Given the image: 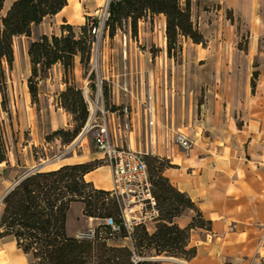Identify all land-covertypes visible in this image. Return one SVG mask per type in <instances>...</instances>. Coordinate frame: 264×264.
Returning <instances> with one entry per match:
<instances>
[{
	"label": "trees",
	"instance_id": "1",
	"mask_svg": "<svg viewBox=\"0 0 264 264\" xmlns=\"http://www.w3.org/2000/svg\"><path fill=\"white\" fill-rule=\"evenodd\" d=\"M67 4L68 0H15L3 14L6 0H0V114H8L7 69L13 68L15 38L30 37L34 26L42 24L46 17L58 14ZM144 11H149L152 16L165 17L167 57L173 58L175 53L179 54L181 38L190 39L195 44L203 42L192 21L189 0L184 5L180 0H112L105 30L112 38L122 30L124 21H130L131 34L135 37ZM78 30L71 25H63L61 35H42L30 43L28 50L32 74L29 93L33 102L38 96L40 74L48 73L55 65L62 66L66 89L60 92L57 102L77 123L73 133L63 130L55 132L67 145L78 137L89 117L82 92L71 78L77 59L86 66L90 65L92 36L87 24ZM157 52L152 49L153 54ZM90 80H95V73H90ZM104 94L108 102L109 90L106 87ZM149 158L161 162L158 170L153 169L152 175L149 174L160 217L154 233H149L144 226L134 228L132 248L108 247L106 242L99 240L79 241L67 233L68 213L76 203L83 205L82 213L88 218H112L121 225L120 208L111 197V192L96 189L85 179L87 174L100 167L92 163L66 165L50 172L35 171L20 180L2 200L0 239L11 238L15 241L18 249L29 256V264H93L95 258H100L97 264H134L133 256H144V249L152 251L155 256H173L178 252L185 260L192 259L196 249H187L190 231L195 228L209 229V226L199 212L185 229L174 223L186 210L196 208L189 197L174 188L164 176L165 170L172 165L153 156H146V162ZM2 163H8V154L0 118ZM159 203L166 206L162 214ZM125 236L123 231L122 237ZM149 263L158 264L156 261Z\"/></svg>",
	"mask_w": 264,
	"mask_h": 264
},
{
	"label": "crops",
	"instance_id": "2",
	"mask_svg": "<svg viewBox=\"0 0 264 264\" xmlns=\"http://www.w3.org/2000/svg\"><path fill=\"white\" fill-rule=\"evenodd\" d=\"M14 1L10 0V5ZM98 6L97 0H68L67 6L61 12L44 20L53 18L57 23L61 21V28L63 25L83 26L86 24L85 16H89ZM83 9H87L88 12L83 13ZM157 19L163 26L165 25L166 19L163 15H159ZM61 28L60 34L52 35H61ZM256 34L259 36V33ZM252 39H255L253 35L250 36V40ZM190 43L193 45L190 39H180L181 56L185 55V45ZM161 46L163 50L160 58L166 62L168 70L173 60L166 55V43L163 42ZM137 54L139 56L134 59L130 54L134 71L131 82L144 81L146 73L152 72L156 121L150 133L141 114L142 110L137 108L140 113L134 118L132 144L143 153L168 161L172 167L165 170L164 176L194 204L196 210H186L182 216L174 220V223L185 229L199 212L209 226V229L195 228L190 231L187 249H196V255L192 259H160L158 262L264 264V48H258L256 51L251 47L246 53L247 80L241 95L236 92L234 86L227 84L224 91L225 101L222 99L219 102L205 96L204 102L197 106L200 112L194 119L191 114L187 117L184 111L186 104L190 102L192 105L193 99L198 95L196 85L193 92L188 90L191 81L186 79V70L183 69L185 71L183 77L179 78L177 112H174L172 104L169 106L168 101L162 98L163 91H166L162 90L163 87L171 84L166 76L168 71L159 69V65L155 64L152 69L150 63L155 60L151 62L150 56H144L143 52ZM78 60L73 72L75 76L77 65L81 69ZM55 68L61 76L62 66L58 64L54 66ZM252 76L257 78L253 79L255 86H252ZM196 83L197 79L194 81V84ZM146 88L148 87L143 85L142 93ZM63 91L65 90L61 89L60 92ZM176 134H182L192 141L193 147L188 155L175 144ZM91 160L94 158L90 159L88 155H83L76 160L66 161L53 170L66 165L84 164ZM33 170L35 169L29 172ZM85 179L96 189L106 191L112 189L111 171L108 166L97 168L87 174ZM10 188L6 189V192ZM82 217L86 218L83 213ZM88 222L89 225H93V218H88ZM147 230L154 233L156 223L150 224ZM0 243V251L4 253L0 264H29V256L19 250L11 238L0 239ZM113 245L132 248V241L122 239Z\"/></svg>",
	"mask_w": 264,
	"mask_h": 264
},
{
	"label": "rangeland",
	"instance_id": "3",
	"mask_svg": "<svg viewBox=\"0 0 264 264\" xmlns=\"http://www.w3.org/2000/svg\"><path fill=\"white\" fill-rule=\"evenodd\" d=\"M97 1L99 2L98 8L92 11L89 16H85L86 22L90 17L97 20L102 19L105 0ZM180 1L183 5L186 3V0ZM189 1L192 21L195 29L202 35L203 42L195 44L192 41L193 45L191 43L186 44L184 56H181V46L178 55L175 53L173 58L168 57L173 60L170 62L171 68L166 70V62H163V66H159V69L168 71L166 76H168L171 84H168L167 89L163 87L162 90L166 91H163L162 98L168 101L169 106L172 104L171 106L175 108L174 112H177L178 93L180 90L178 86L179 78L183 77V72L186 70V79L191 81L188 90L193 92L194 85H196L198 95L193 99L192 105H190V102L186 104L184 111L187 117L191 114L194 119L196 114L200 112L197 106L204 102L205 96L219 102L222 99L225 101L226 94L224 91L227 84L228 86H234L236 92L241 95L247 80L246 53L251 47H254L256 51L258 48H264V0ZM9 6L10 0H7L3 14L6 13ZM85 12H88L87 9H83V13ZM79 18L82 17L79 16ZM60 23L61 21L57 23L53 18H47L42 24L32 28L30 37L21 36L16 37L14 40L15 60L12 70L7 69L8 114L6 112H1L0 114L8 154V163L0 164V215L2 212V196L5 194L6 189L10 188L18 180V177L26 175L32 169L40 168L41 172H50L66 161L76 160L83 155H88L90 159L94 158V160L87 163L100 167L108 166L103 155L96 148L91 135L82 138L83 148H76L75 151L71 152L66 151L68 145L62 142L61 136L55 135V132L59 130L73 133L77 128V123L74 122L73 117L60 108L57 102L61 89L65 90L66 87L64 84V72L60 76L56 68L54 69L53 67L48 73L40 74V78L37 81L38 96L36 102H33L29 93V78L32 76L28 55L30 43L45 34L48 36L60 34ZM74 27L79 32L78 28L81 26ZM256 33H259V36ZM251 35L254 36V40H250ZM140 41L147 48L155 47L158 44L163 45L160 34L155 33L148 23L143 24L141 27ZM104 42L100 51L101 57L103 55L106 61L109 58L110 63L111 60L116 63L120 62L122 58L121 47H123L124 43L121 35L116 37V40L109 38L105 39ZM125 46L129 52V59L130 54L133 55V59L138 57V52H143L144 56H150L148 51L145 52L139 45L136 46L134 43L131 45L127 41ZM137 48L139 50L136 51ZM161 52L162 50L159 49L157 53L160 54ZM78 63L81 65V69L77 65V75H73L71 79L80 89L88 82L93 90L94 82L99 76L103 75V72L95 74L96 80H90V65L86 66L80 60H78ZM150 64H152L151 68L153 69L155 62L153 61ZM196 79L197 83L194 84ZM253 79L257 80V78L252 76V86H255L256 83L253 82ZM92 92L94 93L95 91ZM236 92L234 96H236ZM186 122L188 123V121ZM160 163L156 159H148L147 164L150 176L153 173V169L158 170ZM159 204L162 214L166 206ZM101 220L93 218V226H97ZM157 225L158 222L156 223ZM88 226V217H82V204H73L68 213L67 233L74 237L79 232L88 229ZM106 245L108 247L115 246L112 243H106ZM143 252L144 256L137 257L159 259L157 262L160 259L185 260L178 252H175L173 256H155L152 251L145 249ZM97 253L98 251H96ZM97 255L99 257L100 254L98 253ZM3 256L4 253L0 251V260ZM95 259L96 262L93 264H97L100 261V258ZM142 262L153 264L149 263L153 261ZM158 264L162 263L158 262Z\"/></svg>",
	"mask_w": 264,
	"mask_h": 264
},
{
	"label": "built area",
	"instance_id": "4",
	"mask_svg": "<svg viewBox=\"0 0 264 264\" xmlns=\"http://www.w3.org/2000/svg\"><path fill=\"white\" fill-rule=\"evenodd\" d=\"M112 0H105L103 15L101 20L90 17L86 22L92 36L90 73L103 72L94 82L92 90L88 82L80 89L87 103L89 110L88 120L79 136L70 144L66 151H75L76 148H83L82 138L92 136L93 142L103 158L108 163L111 171V197H113L120 208L119 218L121 225L112 218L101 220L97 226L89 225L88 229L79 232L76 239L79 241L95 242L97 240L106 243H118L122 239H131L135 227H148L150 224L157 223L160 212L156 198L153 194V184L149 176L148 165L145 157L151 156L137 150L133 146L132 133L135 131L134 118L141 111L146 121V127L152 132L155 126V103L156 97L151 83L152 72L146 73V79L138 83L131 82L134 71H132L129 52L126 42L139 45L145 52L148 51L151 62L155 60V65L162 67L163 61L160 54L152 53V49L159 52L161 45L147 48L140 41L141 24L148 23L155 33L160 34L161 40L167 43L166 27L158 21V16H152L149 11H144V17L138 22V34L132 36L130 21L123 22L122 30H119L114 37H110L105 30L106 22L109 18V6ZM128 31L126 32V30ZM121 35L124 40L121 47L122 58L120 62H114L109 58L101 57V47L105 39L116 40ZM125 44V45H124ZM146 49V50H145ZM136 50H139L137 48ZM166 52V48H165ZM167 55V53H166ZM138 76V74H136ZM145 85L146 91L142 93ZM109 90V101L105 99L104 89ZM95 91L94 93L92 91ZM129 101V102H128ZM135 102V103H134ZM134 103V105H133ZM139 108V112L138 109ZM174 142L180 146L188 155L193 144L192 141L182 134H176ZM125 231L126 236L122 237ZM133 246V242H132ZM158 259L139 258L133 256V263L138 264L142 261L157 262Z\"/></svg>",
	"mask_w": 264,
	"mask_h": 264
},
{
	"label": "water",
	"instance_id": "5",
	"mask_svg": "<svg viewBox=\"0 0 264 264\" xmlns=\"http://www.w3.org/2000/svg\"><path fill=\"white\" fill-rule=\"evenodd\" d=\"M38 170H40V168H37V169H35V170H33V171H31V172H29V173H27L26 175H24V176H22L18 181H16L13 185H12V187L6 192V194L4 195V197L2 198V200L5 198V196L19 183V181L20 180H22L23 178H25L28 174H30V173H33V172H35V171H38Z\"/></svg>",
	"mask_w": 264,
	"mask_h": 264
}]
</instances>
